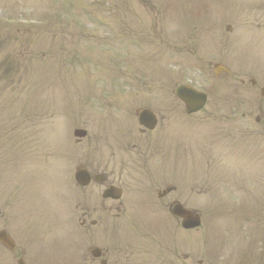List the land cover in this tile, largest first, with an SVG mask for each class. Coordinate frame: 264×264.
Returning a JSON list of instances; mask_svg holds the SVG:
<instances>
[{"label": "rangeland", "instance_id": "obj_1", "mask_svg": "<svg viewBox=\"0 0 264 264\" xmlns=\"http://www.w3.org/2000/svg\"><path fill=\"white\" fill-rule=\"evenodd\" d=\"M206 7L214 12L212 23L200 0H0V206H9L0 211L11 220L10 229L27 220L24 215L14 217L20 182L26 183L21 196L32 204L20 207L37 216L36 229L58 234L50 203L57 210L64 193L66 200L74 199L71 183L77 164L101 163L97 157L105 153L99 154V147L111 141V129H122L126 120L134 128V111L147 107L167 116L165 127L152 135L153 141L164 136L159 159L151 161L153 172H158L155 178H162L167 168L163 181L184 191L189 207L202 216L201 229L190 238L178 237L180 247L190 241V252L201 258L215 263L227 258L235 264H244L242 260L259 250L264 174L258 170H264V127L254 118L264 119V76L251 71L241 51L263 46L264 0H224L217 5L219 11L212 3ZM247 7L255 15L246 20ZM256 56L264 67V53ZM196 58L203 59L207 73L193 62ZM222 61L231 66V74L214 82L209 67ZM252 76L258 79L257 87L249 83ZM243 79L247 84L242 85ZM189 82L210 92L206 108L193 116H186L174 101L175 88ZM219 83L222 89L213 92ZM243 114L253 116L251 125L245 124ZM239 123L243 131L253 128L257 135L243 136ZM77 127H86L88 138L73 146ZM171 147L176 149L174 157ZM226 153L233 165L221 164ZM235 154L243 163L251 160L250 154L255 156L252 167L242 168L245 174H238ZM20 161L19 181L10 179V165ZM171 163L176 164L175 176L170 174ZM41 176L45 183L34 181ZM39 184L49 190L39 195L33 190ZM202 189L206 193L197 195ZM140 216L130 208L120 229L142 227ZM4 225L0 219V228ZM17 236L29 251L27 236ZM0 264L16 263L1 249Z\"/></svg>", "mask_w": 264, "mask_h": 264}, {"label": "flooded vegetation", "instance_id": "obj_2", "mask_svg": "<svg viewBox=\"0 0 264 264\" xmlns=\"http://www.w3.org/2000/svg\"><path fill=\"white\" fill-rule=\"evenodd\" d=\"M157 117L158 127H165L166 115L157 114ZM242 118L246 125H251L252 115L243 114ZM254 121L264 127V119L255 116ZM241 125L238 124L243 136L257 135L253 128L243 131ZM129 134L122 135L118 141L113 140V144L106 147L107 160L104 164L85 166L89 170L91 184L85 188L75 185L73 201L66 200L65 193L60 196V209L52 216V222L58 223L61 237L54 236L50 246H45L44 240L40 239L41 245L31 248L38 254L36 261L49 264H217L190 252V241H186L183 249L180 247L178 237L190 238L193 231L185 230L178 216L183 211L197 210L189 207L184 191L163 181L167 168L163 170L162 178H155L158 172H153L151 161L159 159L158 144L164 136L153 141L154 131L143 129L139 124L136 133ZM260 136L264 138L263 131ZM170 140L176 146L175 137L171 136ZM250 146L255 145L250 143ZM175 152L176 149L171 147L170 153L175 156ZM250 158L248 163H243L235 154L236 167H241L238 174H245L242 168L253 166L255 156L250 154ZM174 163H171L174 168L170 173L173 176L177 169ZM221 164L225 162L221 161ZM236 185L238 188L241 186L240 183ZM204 193L206 191L202 189L197 195ZM130 208L141 213L142 227L140 224L133 225L132 230L124 231L120 229V224L127 223L125 215ZM114 211L117 214H113ZM157 222L160 225H156ZM71 231L72 236L68 234ZM66 238H70V242L58 246L59 240ZM15 244L12 251L14 259L20 264H34L24 248L17 241ZM48 250L51 251L49 260L44 254ZM251 261L252 264H264V258Z\"/></svg>", "mask_w": 264, "mask_h": 264}, {"label": "water", "instance_id": "obj_3", "mask_svg": "<svg viewBox=\"0 0 264 264\" xmlns=\"http://www.w3.org/2000/svg\"><path fill=\"white\" fill-rule=\"evenodd\" d=\"M178 97L185 102L188 113H196L200 111L206 102V96L197 93L187 87H180L178 89ZM197 224V219L193 218V220L191 221V225L186 226H196ZM0 239L4 238L0 235Z\"/></svg>", "mask_w": 264, "mask_h": 264}]
</instances>
